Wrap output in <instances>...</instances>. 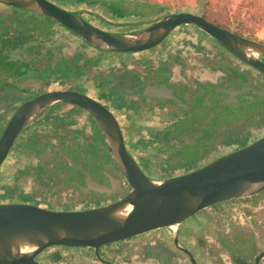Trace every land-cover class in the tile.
<instances>
[{
  "label": "flooded vegetation",
  "instance_id": "af4514ba",
  "mask_svg": "<svg viewBox=\"0 0 264 264\" xmlns=\"http://www.w3.org/2000/svg\"><path fill=\"white\" fill-rule=\"evenodd\" d=\"M50 1L118 34L181 11L147 0ZM206 10L205 4L186 11L264 45L237 24L209 18ZM247 56L264 66L263 53ZM153 86L166 90L145 94ZM54 90L81 92L104 105L117 119L127 151L154 179L197 169L264 133V71L197 26L180 25L144 51H109L48 16L0 3V135L24 102ZM131 189L98 121L68 103L45 108L19 133L0 167V203L87 209L117 202ZM34 259L264 264V189L216 202L178 225L98 247L54 245Z\"/></svg>",
  "mask_w": 264,
  "mask_h": 264
},
{
  "label": "water",
  "instance_id": "95a60500",
  "mask_svg": "<svg viewBox=\"0 0 264 264\" xmlns=\"http://www.w3.org/2000/svg\"><path fill=\"white\" fill-rule=\"evenodd\" d=\"M0 3L48 16L89 44L109 51H144L158 45L180 25L197 26L264 71V66L247 56L249 51L264 54L263 44L222 28L200 14L172 11L144 29L118 34L99 28L50 0H0ZM165 90L147 87L145 94L160 96ZM58 103L77 105L94 116L132 189L117 202L87 209L56 211L33 204L0 203V264H38L35 256L54 245L98 247L163 226L178 225L216 202L264 189V133L257 141L229 149L227 154L197 169L154 179L141 170L127 151L114 115L96 99L73 90L47 91L18 108L0 135V167L19 133L45 108Z\"/></svg>",
  "mask_w": 264,
  "mask_h": 264
},
{
  "label": "rangeland",
  "instance_id": "374dc122",
  "mask_svg": "<svg viewBox=\"0 0 264 264\" xmlns=\"http://www.w3.org/2000/svg\"><path fill=\"white\" fill-rule=\"evenodd\" d=\"M169 9L196 11L206 4V14L220 23L237 24L246 34L264 40V0H147ZM38 16V15H36Z\"/></svg>",
  "mask_w": 264,
  "mask_h": 264
},
{
  "label": "bare ground",
  "instance_id": "6f19581e",
  "mask_svg": "<svg viewBox=\"0 0 264 264\" xmlns=\"http://www.w3.org/2000/svg\"><path fill=\"white\" fill-rule=\"evenodd\" d=\"M249 52H251V51H249Z\"/></svg>",
  "mask_w": 264,
  "mask_h": 264
}]
</instances>
